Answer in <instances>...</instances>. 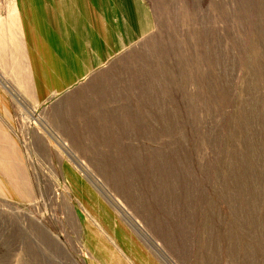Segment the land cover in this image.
Segmentation results:
<instances>
[{
    "label": "rangeland",
    "instance_id": "1",
    "mask_svg": "<svg viewBox=\"0 0 264 264\" xmlns=\"http://www.w3.org/2000/svg\"><path fill=\"white\" fill-rule=\"evenodd\" d=\"M130 1L126 62L43 97L12 20L0 264H264V0Z\"/></svg>",
    "mask_w": 264,
    "mask_h": 264
},
{
    "label": "crops",
    "instance_id": "2",
    "mask_svg": "<svg viewBox=\"0 0 264 264\" xmlns=\"http://www.w3.org/2000/svg\"><path fill=\"white\" fill-rule=\"evenodd\" d=\"M16 1L21 12L19 19L10 15L0 22V38L10 32V36L4 38L3 43L0 42V55L7 53L10 46L8 41L13 40V23L17 21L18 29L21 24V31H18L22 33L23 57L29 73L27 77L36 81L33 88L39 97L47 95L48 88L57 87L61 90L68 87L71 80L79 79L87 73L93 77V86L98 87L96 82L108 79L109 74L114 71L109 65L111 60L117 61V64L126 62L123 41L127 37V17L133 19H130L132 27L128 32L135 33L141 24L136 14H133L137 10L130 0ZM60 6L64 7L63 11L57 10L56 7L59 9ZM10 11L13 8L9 7L8 12ZM49 81L50 86L47 85ZM4 162L5 159L0 161L11 177ZM13 178L17 187L24 190V184L18 179V175L15 174Z\"/></svg>",
    "mask_w": 264,
    "mask_h": 264
},
{
    "label": "bare ground",
    "instance_id": "3",
    "mask_svg": "<svg viewBox=\"0 0 264 264\" xmlns=\"http://www.w3.org/2000/svg\"><path fill=\"white\" fill-rule=\"evenodd\" d=\"M59 7V6H58ZM58 7H56L57 9H58ZM60 8H63V6H60ZM4 30V29H3ZM0 42H1V39H0ZM0 46H1V44H0ZM2 48V47H1ZM0 48V49H1ZM1 51H2V49H1ZM4 52H5V48H4ZM11 52V51H10ZM3 54V53H2ZM1 56V55H0ZM259 71V70H258ZM20 84V83H19Z\"/></svg>",
    "mask_w": 264,
    "mask_h": 264
}]
</instances>
